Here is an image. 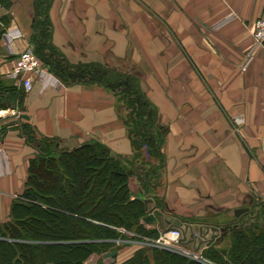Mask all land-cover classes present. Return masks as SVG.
<instances>
[{
  "label": "crops",
  "instance_id": "1",
  "mask_svg": "<svg viewBox=\"0 0 264 264\" xmlns=\"http://www.w3.org/2000/svg\"><path fill=\"white\" fill-rule=\"evenodd\" d=\"M35 3L0 0V81L20 94L0 111V222L10 221L43 139L67 151L98 141L127 153L129 144L123 129L113 130L105 88L67 85L48 71L25 92L15 60L32 48ZM48 16L50 42L67 63L112 67L121 59L142 72L167 129L161 203L146 198L159 219L153 228L225 226L185 217L236 221L246 201L261 196L264 204V48L252 35L264 0H52ZM148 186L138 185L139 194Z\"/></svg>",
  "mask_w": 264,
  "mask_h": 264
},
{
  "label": "trees",
  "instance_id": "2",
  "mask_svg": "<svg viewBox=\"0 0 264 264\" xmlns=\"http://www.w3.org/2000/svg\"><path fill=\"white\" fill-rule=\"evenodd\" d=\"M51 2L36 0L30 41L34 53L67 85L96 84L119 92L135 111L139 135L164 162L158 143L167 129L159 125L158 112L139 82L100 64H68L50 42ZM16 97H20L18 89L0 81V111L12 106ZM58 144L56 139L42 140L30 162L24 199L12 205V220L0 224V264H86L94 254L115 251L103 241L120 234L110 226L140 228V219L147 213L145 201L131 199L130 174L109 150L91 143L67 151ZM139 181L148 184L142 176ZM263 213L254 214L250 224L241 218L226 224L227 235L207 246L216 250L229 238L230 247L209 257L218 264H264ZM150 250L142 249L122 264H200L175 253Z\"/></svg>",
  "mask_w": 264,
  "mask_h": 264
},
{
  "label": "rangeland",
  "instance_id": "3",
  "mask_svg": "<svg viewBox=\"0 0 264 264\" xmlns=\"http://www.w3.org/2000/svg\"><path fill=\"white\" fill-rule=\"evenodd\" d=\"M9 35V34H5ZM9 37V36H8ZM69 64V63H68ZM111 66H108L110 69H115L122 75H130L133 77L136 82H139V87L143 91V93L147 96V92L143 89V75L142 72L137 68L136 65H133L131 63H128V61H121V59H115L113 64ZM75 66V65H73ZM20 80L22 79L21 76ZM22 81V80H21ZM23 85V83H21ZM74 85H82V86H95V87H101L96 84H74ZM107 90L110 94H112L114 98V104H113V111H114V120L112 123L113 130L115 128L120 127L125 131L126 136V143H129L128 146L125 148L127 153L120 152L116 148L111 147L106 144H102L98 141H93L91 143H100L104 145L109 152L111 153L112 157H115L117 159V162L122 166L129 174L130 178L128 179V188L129 193L132 200H144L146 198H152L155 202L161 203L162 195L164 193V186H165V168L164 163L159 159L156 155L150 152V146L144 142L143 138L139 135L138 131V122L134 117V109L126 105L125 98L119 94V92H112L111 90ZM148 98V97H147ZM159 123V121H158ZM160 125V124H159ZM161 126V125H160ZM106 127H101L102 129H105ZM119 141V139H118ZM88 143V144H91ZM165 143V139L160 141L158 143V146L161 149V152H163V145ZM162 159L165 160V156L163 153ZM155 172V173H153ZM145 174H150L149 177L145 176ZM142 176L143 179H145L148 183L147 189H145L146 195H141L138 192V185L141 184L139 181V178ZM153 196L157 198L154 199ZM258 196H260V193H258ZM261 197V196H260ZM254 198L253 200L246 201L245 206H249L250 209H252L254 214H258L260 211L264 212V204H261L262 198ZM24 198L21 196H18V198L15 199V201H21ZM151 200V199H146ZM14 201V202H15ZM13 202V204H14ZM250 202H252L250 204ZM12 204V205H13ZM147 213L145 216L141 217L139 226L140 228H126V227H119V226H110L111 229H113L115 232L120 233L118 237L108 240H103L105 242H108L110 248L108 249H114L117 254L114 257H105L107 254H94L92 255L89 260L86 262V264H122L129 259H131L138 251L140 250H158V251H167L171 253H175L179 256H183L185 258H188L190 260L198 261L200 264H218L214 262L209 255L212 252L217 251H223L224 249H228L230 247L231 240L229 238H226L224 243H222L221 246L216 248V250H208L209 246H202L199 251L194 252V245H183L180 244V241H169L166 239L163 232L158 231L157 229L153 228L152 226L155 225L158 222V215L155 216V214H149V208L147 205ZM161 209H164V207H159ZM249 214H252L249 216ZM246 215H243L240 219L242 223H252L253 220H255V215L253 213H249ZM264 214V213H263ZM254 215V216H253ZM188 218V220H192L193 222H201V221H208V222H217L222 224H230L234 220L233 216L229 215H219V216H207V217H185ZM207 219V220H204ZM12 220V215L10 216V221ZM9 222V221H8ZM7 223V222H0V224ZM101 225L103 223L96 222ZM194 226V225H193ZM174 228V227H172ZM170 228V229H172ZM169 229V230H170ZM195 231L199 233V225L194 226ZM166 231V230H165ZM190 233V232H189ZM211 233L207 236L210 237ZM102 242V241H101ZM132 243V244H131ZM113 252V250L109 251L108 253ZM191 252H194L191 253ZM208 255V256H206ZM226 260V258H225Z\"/></svg>",
  "mask_w": 264,
  "mask_h": 264
},
{
  "label": "built area",
  "instance_id": "4",
  "mask_svg": "<svg viewBox=\"0 0 264 264\" xmlns=\"http://www.w3.org/2000/svg\"><path fill=\"white\" fill-rule=\"evenodd\" d=\"M252 35L256 46L264 48V18H259L253 23ZM5 37L8 39L7 35ZM14 72L17 76L22 77L21 80L25 92H30L32 90L33 82L36 76H50L48 69L44 67L41 59L34 53L33 48H27L17 56L15 60ZM53 80L56 82L58 81L54 78V76ZM163 234L169 241L179 242L178 240L182 238V232L178 228H172L164 231ZM194 252L191 253L194 254Z\"/></svg>",
  "mask_w": 264,
  "mask_h": 264
},
{
  "label": "bare ground",
  "instance_id": "5",
  "mask_svg": "<svg viewBox=\"0 0 264 264\" xmlns=\"http://www.w3.org/2000/svg\"><path fill=\"white\" fill-rule=\"evenodd\" d=\"M210 225H212V224H199V229H198L199 233H197V231H195L193 224H189V223H186V225H185V223H181V224H178L177 226H174V228H178L182 232V238H180V240H179L180 244H183V245L193 244L194 245V251L197 252V250L195 248H198L199 241L200 240L201 241H207L210 238V237L209 238L207 237L209 235V233H211V235H212V231L210 230L212 227ZM167 230H169V229H167ZM192 231L194 232V237H191ZM183 233L187 234V238L182 241ZM191 239H192V241L190 242ZM202 246H207V244H203Z\"/></svg>",
  "mask_w": 264,
  "mask_h": 264
},
{
  "label": "water",
  "instance_id": "6",
  "mask_svg": "<svg viewBox=\"0 0 264 264\" xmlns=\"http://www.w3.org/2000/svg\"><path fill=\"white\" fill-rule=\"evenodd\" d=\"M24 118L28 119V116H25ZM150 202H152V200H145V204L148 205ZM250 212L249 208H240V209H236L234 211V215L236 218H240L241 216H243L244 214H247ZM212 228L210 229L212 231V235L210 236V238L207 241H199V245L198 248H195L197 251L200 250L201 246L203 244H210V243H214L215 241H217L220 238H224L227 233H228V227L227 226H220V225H210ZM191 237H194V232L192 231V235ZM187 238V234L183 233V240H185ZM193 239V238H192ZM192 239L190 240V242L192 241ZM181 241V242H182ZM117 254L116 251H113L111 253H107L105 255V257H114Z\"/></svg>",
  "mask_w": 264,
  "mask_h": 264
}]
</instances>
